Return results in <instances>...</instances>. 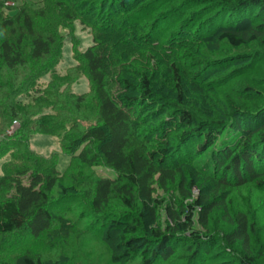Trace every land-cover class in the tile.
Returning a JSON list of instances; mask_svg holds the SVG:
<instances>
[{
	"label": "trees",
	"instance_id": "obj_1",
	"mask_svg": "<svg viewBox=\"0 0 264 264\" xmlns=\"http://www.w3.org/2000/svg\"><path fill=\"white\" fill-rule=\"evenodd\" d=\"M203 1L215 5L212 14L187 16L185 24L175 25L190 8L186 3L175 7L170 6L173 0H23L9 7L0 0V159L10 154L23 164L11 166L7 161L0 171V189L5 190L0 197V235L22 231L41 236L53 223L54 191L68 197L84 185L88 189L82 198L88 199L93 214L103 217L101 231L107 225L108 238L113 229L121 232L115 262L126 264L140 256L139 264H156L172 257L177 244L189 238L195 250L188 262L201 264L207 245H201L205 238L193 231L194 215L200 209L206 225L217 200L199 186L197 174L213 183L214 196L228 185L251 181L264 189V119L256 117L251 124L257 112L238 110L241 113L230 119L208 121L188 105L179 68L182 50L212 40L234 49L258 41L264 45V0L241 2L245 9H256V15L230 7L229 0ZM161 8L165 11L155 13ZM76 22L93 37L85 51L79 50ZM64 29L76 38L68 37L76 64L60 74ZM168 57L170 61L163 63ZM226 63V59L198 63L193 82L205 86V73ZM160 68L169 74L173 99L159 96L154 70ZM47 75L51 80L42 87L40 82ZM82 76L89 81V90L76 94L71 87ZM88 104L93 111L80 119L77 115ZM92 112L94 118H89ZM156 116L159 121L152 120ZM14 121L20 122V128L9 136ZM255 131L256 137L247 140ZM34 134L60 140L62 151L70 157L62 174L55 156L45 157L31 148ZM194 136L205 137L196 144V153ZM203 155L207 157L204 166L192 172L198 178L189 181L183 164ZM78 164L79 174L93 167L113 173L105 177L93 172L64 185ZM198 186L200 195L188 203ZM156 188L172 193L165 206L167 228L139 236L147 229L144 219L164 205V197L154 196ZM113 200L128 212L104 215ZM237 218L229 237L247 243V218L242 213ZM22 264L44 263L40 256L27 254ZM233 264L256 263L246 253Z\"/></svg>",
	"mask_w": 264,
	"mask_h": 264
},
{
	"label": "rangeland",
	"instance_id": "obj_2",
	"mask_svg": "<svg viewBox=\"0 0 264 264\" xmlns=\"http://www.w3.org/2000/svg\"><path fill=\"white\" fill-rule=\"evenodd\" d=\"M1 1L20 4L23 0ZM29 1L38 2L39 0ZM243 1L247 0H229L228 2L230 7H236L242 13L256 15V9L241 7V2ZM185 3L190 8L181 16L183 19L178 20L175 25L179 22L184 23L187 16L203 13L210 14V11L212 14V9L215 6H210V2L207 3L203 0H173L170 6L174 5L177 7ZM7 4L9 7H14L13 4ZM15 11L16 9L10 10L11 13ZM162 11H165L164 8L157 10L155 13L159 14ZM4 12L6 13L8 10ZM184 24L179 27L184 26ZM192 31L194 33L195 30L192 29ZM63 33L65 36L63 54L61 62L57 66V72L60 74H65L70 67L76 64L73 58L72 44L68 37L76 38L73 32L67 29H64ZM75 36L81 41V44L78 42L79 50L81 51H85L93 44L91 32L79 22H76ZM161 55V53L158 54L160 57ZM163 59V63H166L171 58ZM216 59H226L227 63L222 68L217 66L216 68H211L210 72L207 71L205 73L208 74L205 79V86L202 83H194L193 72L196 70L198 63ZM179 64L183 74L188 105L203 114L208 121L215 122L225 118L230 119V117L241 113L237 112L238 110L257 112V115L252 116L251 124L254 123L256 117L260 120L264 119V115L258 117L264 111V45L261 42H254L248 46L234 49L228 43L212 40L196 47L182 50ZM160 69L154 70L155 81H157L161 89L159 96L164 100L173 99V87L170 78H167L169 74L163 73V69ZM213 69L220 70L211 73ZM205 74L201 73V76ZM50 80V75H47L41 80L40 85L44 87ZM71 90L76 94L86 93L89 90V81L85 76H82L76 84L72 85ZM92 108L93 105L87 109L83 107L82 113L77 116L82 119V115L85 112L93 111ZM93 113L88 114L89 118H94ZM152 120L159 121L160 119L159 116H156L152 117ZM19 128L20 122L18 121L15 131H18ZM256 134L255 131L246 139L250 141L256 137ZM204 139V136L193 137V144H195L193 153L197 152L196 144ZM30 145L40 155L45 157L55 156L58 159L57 170L60 174L67 169L70 157L62 151L58 138L44 134H34L31 137ZM206 158L203 155L199 160L191 161V163L183 164L182 166L189 181L198 178V175L199 186L204 187L205 193L209 194L212 199L217 200L216 207L209 216L206 225H203L201 221L200 209L195 211L193 231L205 238L201 245H207L205 248L207 252L205 256H202L201 264H233L235 259L246 253L252 256L256 264H264V189H260L251 181L242 185H228L223 190H216L217 196H214V192H210L215 189L213 183L210 180L205 181L202 179V174L196 175L195 173L193 175L192 173L195 172V169L204 166ZM12 160L13 158L10 154L2 157L0 159V171L5 167L7 161L13 163L11 166L23 165L16 160ZM78 168L79 164L70 171L68 180L63 181L64 185L71 184V181L76 177H90L93 172L96 175L105 177L112 176L113 173V171L105 167H93L89 170L85 169L83 174H79ZM199 186L193 189V198L188 203L194 202L200 195ZM87 189L83 185L76 190L79 195L78 193H72V196L68 197H63L58 189L54 191L53 198L55 200L53 202L56 204L51 208L53 223L50 229L41 234V236L35 238L29 233L22 231L0 235V264H22L23 257L27 254L40 256L44 264H123L113 260V257L118 256L121 251L119 248L121 232L118 229H113L110 232L111 237H106L108 234L105 232L106 224L101 231L103 217L93 214L86 203L88 199L82 198L85 197L84 194ZM4 191V189H0V197L5 194ZM158 195H161L162 198L164 197V205L160 211H157L156 215L151 214L144 219L147 229L141 230L139 236L149 233L147 231L154 228H159L161 231H165L167 228L165 206L172 199V193L166 194L160 188H156L154 196ZM65 198L67 200L64 201ZM127 212L128 210L119 201L113 200L104 215H123ZM239 213L244 214L247 218V243L238 238L229 237L237 227ZM186 239L177 244L172 257L167 260H159L156 264H190L188 260L193 255L195 250L193 245L195 244ZM191 245L192 247L188 248ZM139 263L140 256H136L126 264Z\"/></svg>",
	"mask_w": 264,
	"mask_h": 264
},
{
	"label": "built area",
	"instance_id": "obj_3",
	"mask_svg": "<svg viewBox=\"0 0 264 264\" xmlns=\"http://www.w3.org/2000/svg\"><path fill=\"white\" fill-rule=\"evenodd\" d=\"M9 4H13V3H9ZM17 125H18V121H14L13 125L7 131V134L8 135H13L15 133V130H16Z\"/></svg>",
	"mask_w": 264,
	"mask_h": 264
}]
</instances>
